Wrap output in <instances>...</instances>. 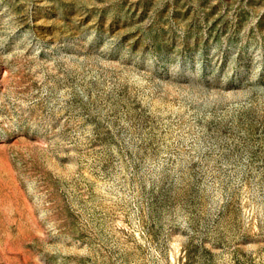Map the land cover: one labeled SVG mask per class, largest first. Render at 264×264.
Masks as SVG:
<instances>
[{
	"label": "rangeland",
	"instance_id": "374dc122",
	"mask_svg": "<svg viewBox=\"0 0 264 264\" xmlns=\"http://www.w3.org/2000/svg\"><path fill=\"white\" fill-rule=\"evenodd\" d=\"M0 264H264V0H0Z\"/></svg>",
	"mask_w": 264,
	"mask_h": 264
}]
</instances>
